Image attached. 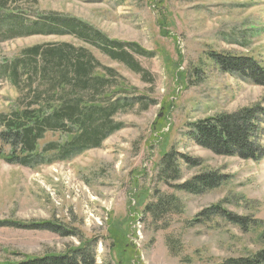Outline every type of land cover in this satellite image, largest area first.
I'll return each mask as SVG.
<instances>
[{
    "label": "rangeland",
    "instance_id": "374dc122",
    "mask_svg": "<svg viewBox=\"0 0 264 264\" xmlns=\"http://www.w3.org/2000/svg\"><path fill=\"white\" fill-rule=\"evenodd\" d=\"M4 1L0 14L21 17L24 30L8 34L0 24V66L29 67L32 48L43 55L62 47L95 60L91 77H104L105 95L123 88L154 103L115 114L120 129L100 146L64 160L49 157L27 167L7 163L3 158L11 148L0 139V264L81 248L93 255L94 264H222L264 249V158L216 155L189 137L195 122L264 108V86L222 72L209 57L211 52L247 57L264 66V0ZM49 15L85 24L88 33L98 31L149 55L126 49L136 72L73 35L33 31ZM41 73V67L34 73L19 66L16 83L7 75L0 79V115L25 109L34 96L63 93L42 82ZM66 93L74 94L69 87ZM82 97L106 104L96 93ZM44 135L40 148L60 141L57 133ZM261 144L264 148V136ZM172 149L200 163H179L180 180L164 183L162 155ZM209 171L227 180L199 195L174 187ZM159 198L175 207L157 215L163 211L156 207ZM148 205L154 208L149 213ZM215 210L225 213L207 221L199 217ZM227 214L243 218L244 226L228 221Z\"/></svg>",
    "mask_w": 264,
    "mask_h": 264
},
{
    "label": "trees",
    "instance_id": "16d2710c",
    "mask_svg": "<svg viewBox=\"0 0 264 264\" xmlns=\"http://www.w3.org/2000/svg\"><path fill=\"white\" fill-rule=\"evenodd\" d=\"M4 3V0H0V11L4 9ZM3 20L7 23H1ZM20 21L19 16L0 14V24L8 34L20 33L24 30ZM76 22L49 15L36 22L33 31L40 34L73 35L86 44L96 45V48L108 58L125 63L139 72L138 66L130 59L127 60L126 49L141 56L149 54L133 44L123 45L110 41L98 31L88 33L87 25ZM40 49L34 47L29 51L31 58L29 67L22 62H14L10 67L1 65L0 79L7 75L13 83H16L19 78L17 74L19 66L34 73L41 67V81L53 87H60L63 93L61 95L56 93L54 98L48 96L40 99L39 96H34L25 105V109L18 107L5 116L0 115V125L5 129L0 132V139L11 148L9 154L3 158L4 162L24 167L34 166L37 161L49 157L64 160L81 153L88 147L96 148L107 135L122 127V124H116L112 120L115 114L126 112L133 107V104L150 106L154 103L153 101L143 103V97L134 96L123 88L114 90L110 96L105 95L108 93L105 90L107 81L102 76L91 77L96 62L90 56L84 57L81 52L70 53L69 49L62 47L57 50H47L46 54L40 55ZM209 57L222 72L238 75L243 79H249L255 85L264 86V66L259 61L214 52H211ZM106 71L111 73L110 70ZM67 87L74 94L66 93ZM93 93L101 97L103 103L106 101L107 105L99 102L96 104L84 102L82 96ZM32 106L36 108L31 110ZM263 122L264 108L260 105L242 108L233 113L221 114L190 124L192 133L189 137L196 145L216 155L258 162L264 158V148L261 144L264 136V130L261 128ZM46 132L59 134L60 141L45 143L40 148L38 141L43 139ZM181 162L187 167H198L200 163L172 149L162 155L159 180L164 183L170 179L180 180L179 163ZM226 180L225 175L209 171L195 175L174 187L178 188V191L199 195L218 188ZM157 200L156 207H163V211L156 213L157 215L166 213L169 207L172 209L175 207L174 202L165 203L161 198ZM144 209L149 213L154 208L148 205ZM221 213L225 212L215 210L212 213H202L199 217L207 221L210 215L221 216ZM226 219L241 228L244 226L243 218L227 214ZM12 264H94V257L89 255L86 249L81 248L65 255H47L44 258L27 259ZM222 264H264V249L248 257L230 258Z\"/></svg>",
    "mask_w": 264,
    "mask_h": 264
}]
</instances>
